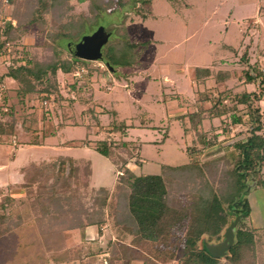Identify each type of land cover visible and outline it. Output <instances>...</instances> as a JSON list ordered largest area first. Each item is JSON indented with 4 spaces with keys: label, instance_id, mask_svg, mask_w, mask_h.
<instances>
[{
    "label": "rangeland",
    "instance_id": "rangeland-1",
    "mask_svg": "<svg viewBox=\"0 0 264 264\" xmlns=\"http://www.w3.org/2000/svg\"><path fill=\"white\" fill-rule=\"evenodd\" d=\"M65 1L57 10L45 12L41 9L43 16L40 20L44 24L27 25L26 33L18 41L6 44L3 47L4 54L0 55V107L4 112H9L10 106L13 110L15 108L14 134L0 139V202L5 194L13 198V205L28 199L26 189L21 186L23 175L19 171L20 167L32 160L36 163L49 162L59 153L80 159L83 163L90 159L92 173L89 186L111 187L118 173L114 165L95 150L97 141L102 138L121 139L130 147H138L137 155L128 163V167L136 174H158L161 164L177 166L188 162L190 158L186 148L194 146L200 149L202 144L196 142L189 125H184L176 116L192 110L191 102L186 98H194L197 103L201 86L194 77L196 67L230 70L227 80L218 82L214 76L205 79L203 86L214 94L217 91L248 92L252 99L249 107L242 103L236 104L237 109L233 112L241 116L238 124L225 126L219 117L205 119L201 123V130L218 135L217 143L203 149L201 158L210 159L222 152L237 156L233 145L243 140L254 125L250 115L254 110L258 112L254 111L253 117H258L261 126L258 133L264 134V93L259 84V73L264 72V0H190L194 3L192 18L191 11L179 14L164 0H149L147 3L130 0L132 7L126 8L119 6L120 0H94L104 14L98 24L84 34H91L98 25L105 26L111 33L109 42L125 40L136 46L135 64L130 67H108L103 58L105 44L101 59L86 60L88 62L83 68L77 64L78 67L69 72L57 70V91L53 92L51 98L42 99L33 93L27 94L20 102L16 92L20 87L18 82L10 81L11 78L3 81L2 77L14 65L13 60L22 58L23 52L37 59L49 57L53 53V46L58 48L50 34L61 30L60 23L78 20L79 17L91 18V0ZM28 7L35 10L38 7L37 0H0V26L8 21L16 26L18 18L25 16ZM213 7H216L217 12L219 10V14L204 23L200 12H211ZM229 8H233L231 16L236 17L235 21L242 22L248 18L243 29L248 31L239 32V24L233 20L234 24L228 25V32L219 34L218 24H222ZM61 10L64 12L59 17L57 12ZM256 11H259V17ZM255 24L257 27H253ZM194 30L198 32L196 35L184 39ZM223 41L229 42L235 49L224 50L221 47ZM59 42L61 57L71 59L72 42L67 38ZM244 51L246 60L242 56ZM247 71L252 72V81L246 78ZM42 86L38 85L39 88ZM168 95L177 97L173 104L177 102L178 105L171 104L164 108L163 99ZM225 102L231 103L229 99ZM208 105L209 102L205 103V106ZM122 122L123 129H113ZM35 141L38 144H33ZM30 144L40 147H28ZM41 145L63 148L51 152ZM20 147L25 148L26 152L14 158L17 155L15 151ZM68 170L67 163L66 173ZM253 177L256 185L246 195L251 212L239 225L252 228L264 223V213H260V209L264 211V188L257 185L258 180L264 181V162L257 171V177ZM91 201V197H86L78 202V207L89 209ZM110 212L108 207L105 210L106 223L101 226L91 224L85 230L66 232L67 246H85L87 251L82 261L75 258L72 262H105L104 258L110 255L109 242L117 238V230L110 222ZM47 219L50 222L51 219ZM259 235L264 261V231L259 232ZM18 243L16 232L0 238V264H10L13 258L17 260ZM48 261L54 264L51 259ZM20 264H25L24 259ZM107 264L125 262L115 259ZM132 264L140 262L133 261Z\"/></svg>",
    "mask_w": 264,
    "mask_h": 264
},
{
    "label": "trees",
    "instance_id": "trees-1",
    "mask_svg": "<svg viewBox=\"0 0 264 264\" xmlns=\"http://www.w3.org/2000/svg\"><path fill=\"white\" fill-rule=\"evenodd\" d=\"M130 2L125 0L121 3L120 0L119 6L132 7ZM65 3V0H37L38 7L35 10L28 7L25 16L18 18L16 26L11 21L5 22L0 26V37L4 36L0 38V55L4 54L6 44L18 41L26 33L28 26L44 24L40 20L43 16L41 9L45 12L57 10ZM89 10L92 12L90 19H70L60 23L59 32L50 34L58 48L53 46L49 57L37 59L23 52L22 58L13 60L14 65L2 77H11L18 82L20 87L16 92L20 102L27 94L33 93L42 99L51 98L57 91V70L69 72L78 67L77 64L83 68L88 62L73 52L71 59L62 58L59 40L67 38L74 42L98 24L104 14L102 9L91 0ZM62 12L58 11L57 15L60 17ZM108 42L106 52L103 51L108 67L135 64L134 44L125 40ZM242 56L246 60L245 54ZM229 71L211 67H196L194 70L195 80L201 86L197 103L192 112L177 119L189 125L196 142L202 145L200 149L194 146L186 148L190 159L184 164H161L158 174H136L128 163L137 155L138 147H130L121 139L102 138L97 141L95 150L106 157L118 173L111 187L89 186L92 173L90 159L83 163L71 156L56 155L51 156L49 162L32 161L22 166L19 169L23 175L21 186L26 189L28 199L13 205V198L5 194L0 202V238L11 232L18 234V258H13L10 264H20L23 259L25 264H50L49 259L54 264H76L72 262L75 258L82 261L87 255L85 246H67L65 234L72 230H85L91 224L96 227L105 224L108 207L117 238L109 242L110 255L104 258L106 263L103 264L115 259H121L125 264L133 261L140 264H262L260 235L255 228L239 226L251 212L246 196L250 190H246L245 183L251 182V175L257 177V171L264 162V134L258 133L261 126L258 117H253V112L258 110L250 112L254 125L247 136L233 145L237 156L222 152L210 159L200 157L203 149L214 146L218 138L217 134L210 135L201 130L203 120L219 117L225 126L238 124L241 116L233 112L237 109L236 104L251 106V94L248 92L217 91L214 94L203 86L205 79L213 76L218 82L227 80ZM245 74L249 81L254 79L252 72ZM259 77L264 91V72L259 73ZM38 85L44 86L39 88ZM227 99L231 103L225 102ZM207 102L209 105L205 106ZM9 110L4 112L0 107V139L14 134L15 108L13 110L10 106ZM123 126L122 122L113 129L121 130ZM33 144L38 143L35 141ZM257 185L264 188V181L258 180ZM86 197L92 200L89 209L78 207V202ZM236 215H241V219L236 226L233 245L223 257L210 255L202 240L208 243L220 241L225 228ZM47 218L51 219L50 222Z\"/></svg>",
    "mask_w": 264,
    "mask_h": 264
},
{
    "label": "water",
    "instance_id": "water-1",
    "mask_svg": "<svg viewBox=\"0 0 264 264\" xmlns=\"http://www.w3.org/2000/svg\"><path fill=\"white\" fill-rule=\"evenodd\" d=\"M110 31L103 25H99L91 34L83 35L77 42L71 43V50L74 55L86 60H98L102 58V47L110 38ZM250 183L246 184V190H250L256 185L253 176L249 178ZM241 219V215H236L225 228L223 238L218 242L208 243L202 240L204 248L214 257H223L227 250L233 245L235 240L236 226Z\"/></svg>",
    "mask_w": 264,
    "mask_h": 264
},
{
    "label": "crops",
    "instance_id": "crops-1",
    "mask_svg": "<svg viewBox=\"0 0 264 264\" xmlns=\"http://www.w3.org/2000/svg\"><path fill=\"white\" fill-rule=\"evenodd\" d=\"M164 2L165 3H167L169 6H171L175 11H177L179 14L180 13H182L183 11L185 12V11H191V18H192V13H193V10H194V3H192V1L190 2V0H164ZM223 5V4H222ZM263 6H264V4H263ZM232 11H233V8H229V10H228V12H227V15H226V17H225V19L222 21V24H218V32H219V34H221V33H227L228 32V25L229 24H234V21H235V18H232V16H231V13H232ZM208 11L206 10L205 12H203V11H201L200 13H201V18L202 17H204L203 18V21H204V23H208L209 22V18H210V20H211V18H213L216 14H219V10H218V12L216 11V7H213V9L211 10V12H208ZM257 12V11H256ZM205 14V16H203ZM256 14H258V17H259V11L256 13ZM248 19V18H247ZM246 18L244 19V20H242V22L241 21H235V24L237 23V25L239 24V32H244V31H248V29H246V30H243L244 29V24L246 23V20H247ZM249 19H251V20H254V19H252V18H249ZM234 20V21H233ZM157 21V19L154 21V22H156ZM255 21H257V20H255ZM259 22V21H258ZM258 22H255V23H258ZM187 24V23H186ZM246 27V26H245ZM253 27H257V24H255V26H253ZM222 28V29H221ZM191 33V34H190ZM189 34L190 35H188V36H186L184 39H186V38H189V37H193L194 35H196L198 32L196 31V30H194L193 32H190ZM196 33V34H195ZM245 33V32H244ZM238 39H239V37H238ZM237 39V40H238ZM224 50H226V51H228V50H231V49H235L229 42H226V41H223V44H222V46H221ZM246 52L244 51V54H245ZM243 54V55H244ZM10 79L11 77H4L2 80L3 81H6L5 79ZM8 81V80H7ZM10 81H14L15 82V80L13 79V78H11L10 79ZM177 97H175V96H172V95H168L167 97H165V99H163V104H164V108H167L169 105H171V104H173L174 103V101H176L175 99H176ZM186 98V97H185ZM187 100H189L190 102H191V109L192 110H189V111H187V112H183L184 114H188V113H190V112H192L193 110H194V105H195V100H194V98L193 99H189V98H186ZM193 101V102H192ZM173 105H178V103L176 102V104H173ZM177 108V107H176ZM181 115H183V114H181ZM178 116H176V118H177ZM204 121V120H203ZM193 132V131H192ZM194 133V132H193ZM49 137H51V136H49ZM31 146H33L35 149H37V147H40V145L38 146V145H29L28 147H31ZM41 146H45L43 149H47V150H49V151H51V152H55L56 151V149H60V148H63L62 146H59V147H56V146H54V145H52V146H47V145H41ZM31 149V148H30ZM64 149H68V147H65ZM26 152V149L25 148H22V147H20V148H18L16 151H15V153L17 154V155H14V158L15 157H17V156H19V155H21V154H23V153H25ZM27 152H29L28 150H27ZM30 153V152H29ZM56 154V153H55ZM61 153H59V155H60ZM63 154V153H62ZM63 155H66V154H63ZM52 155H49V157H51ZM12 160H13V156H12ZM32 161H35V160H32ZM32 161H30V162H32ZM29 163V162H28ZM27 164V163H26ZM140 164V163H139ZM4 165V164H3ZM1 166H2V164H1ZM25 166V165H24ZM7 168H9L8 166H7ZM21 168V167H20ZM23 181V180H22ZM263 210H264V202H263ZM260 213H264V211H262V209H260ZM253 228H255L256 229V233H257V235H259V232H262V231H264V223L263 224H261V225H258L257 227L255 226V227H253ZM261 250H263L262 248H261ZM263 252H261V254H262ZM263 255V254H262ZM263 259V258H262ZM262 264H264V261L262 260Z\"/></svg>",
    "mask_w": 264,
    "mask_h": 264
}]
</instances>
